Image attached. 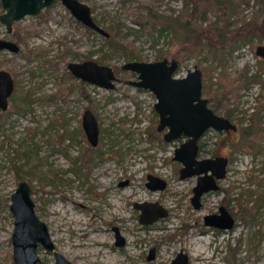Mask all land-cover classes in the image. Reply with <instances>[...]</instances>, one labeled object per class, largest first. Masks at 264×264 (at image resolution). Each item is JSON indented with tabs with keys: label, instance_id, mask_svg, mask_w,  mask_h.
Wrapping results in <instances>:
<instances>
[{
	"label": "rangeland",
	"instance_id": "obj_1",
	"mask_svg": "<svg viewBox=\"0 0 264 264\" xmlns=\"http://www.w3.org/2000/svg\"><path fill=\"white\" fill-rule=\"evenodd\" d=\"M80 1L109 36L78 22L60 0L10 32L0 22V38L19 46L0 51V69L14 81L8 107L0 108V262L13 264L9 194L25 179L56 250L73 264H171L180 251L188 264H264V61L255 54L264 45V0ZM162 58L179 62L177 76L198 67L203 96L237 126L199 140V158L229 159L220 189L204 195L199 209L190 201L196 176L180 179L181 163L172 159L182 140L164 141L154 94L131 85L136 74L121 68ZM84 60L111 66L114 87L74 77L68 63ZM86 108L98 122L96 146L83 134ZM148 174L167 186L150 190ZM136 202H157L168 215L142 224ZM220 205L235 219L222 233L203 224ZM115 226L123 247L114 246ZM96 234L105 243L89 251ZM198 247L206 258H195ZM38 253L54 263L52 253Z\"/></svg>",
	"mask_w": 264,
	"mask_h": 264
},
{
	"label": "water",
	"instance_id": "obj_2",
	"mask_svg": "<svg viewBox=\"0 0 264 264\" xmlns=\"http://www.w3.org/2000/svg\"><path fill=\"white\" fill-rule=\"evenodd\" d=\"M56 0H0V22L10 32L15 21L26 15H38L42 9H49ZM74 18L83 25L105 35L109 33L101 28L93 19L90 7L80 0H60ZM18 45L10 40L0 38V51L17 52ZM255 54L264 61V45L255 49ZM68 70L76 78L85 82L112 89L117 76L114 69L102 65L94 60L69 62ZM179 62L176 59L163 58L155 61H127L121 65L122 69L136 74V80L130 84L154 94L156 101L153 109L158 115L157 129H165V141L184 138L174 149L172 159L181 163L180 178L196 176V183L192 188L191 202L195 208L200 206V196L212 189H216V179L224 177L227 158L222 156L198 158V140L208 129L217 132L235 129V125L226 117L216 114L208 106V99L202 93V74L198 67L187 70L185 75L177 76ZM14 88L13 78L9 72L0 69V108L6 109L8 98ZM83 129L91 145H96L99 127L96 117L90 109L82 115ZM166 181L153 174L147 175L145 185L152 191L162 190ZM140 210V221L149 224L158 218L166 217L168 212L157 202L136 203ZM8 210L12 216L13 264H45L38 253L39 247L47 253H52L54 264H72L63 254L55 250L49 228L39 216L32 196V186L29 181L21 179L9 194ZM205 224L221 228L232 226L233 220L227 211L221 207L220 214L204 217ZM124 238L116 232V244H123ZM153 249L148 256L152 259ZM0 264H2L0 262ZM171 264H188V256L180 251L172 259Z\"/></svg>",
	"mask_w": 264,
	"mask_h": 264
},
{
	"label": "flooded vegetation",
	"instance_id": "obj_3",
	"mask_svg": "<svg viewBox=\"0 0 264 264\" xmlns=\"http://www.w3.org/2000/svg\"><path fill=\"white\" fill-rule=\"evenodd\" d=\"M57 2V0L55 1V3ZM61 2V1H60ZM55 5V4H54ZM53 5V6H54ZM52 6V7H53ZM0 9H1V7H0ZM2 12V11H1ZM72 15V14H71ZM78 21V20H77ZM78 22H80V21H78ZM81 23V22H80ZM82 24V23H81ZM85 26V25H84ZM12 27V26H11ZM87 27V26H86ZM8 32V31H7ZM5 40H8V39H5ZM11 41V40H10ZM14 42V41H13ZM16 43V42H15ZM17 44V43H16ZM18 45V44H17ZM19 47V46H18ZM19 50V49H18ZM163 59V58H162ZM79 62H81V61H79ZM179 68V67H178ZM114 72H115V70H114ZM72 74V73H71ZM115 74H116V72H115ZM13 84H14V81H13ZM115 85V84H114ZM203 88V87H202ZM10 97V96H9ZM9 99V98H8ZM209 101V100H208ZM208 106L209 107H211L210 105H209V102H208ZM7 107H8V104H7ZM212 108V107H211ZM86 109H88V108H86ZM85 109V110H86ZM213 109V108H212ZM84 110V111H85ZM83 111V112H84ZM213 111L215 112V110L213 109ZM216 113V112H215ZM217 114V113H216ZM82 115H83V113H82ZM219 115V114H218ZM95 116V115H94ZM222 116V115H221ZM224 117H226V116H224ZM226 118H228V117H226ZM229 119V118H228ZM230 120V119H229ZM231 121V120H230ZM232 122V121H231ZM233 123V122H232ZM234 125H235V129L233 130V129H229V130H224V131H222V132H226V131H236L237 130V126H236V124L235 123H233ZM81 125H82V128H83V124H82V119H81ZM158 130V129H157ZM208 130H212V129H208ZM83 131H84V129H83ZM159 131V130H158ZM207 131V130H206ZM205 131V132H206ZM159 132H165V129H163V130H161V131H159ZM205 132H204V134H205ZM84 137H85V139L88 141V139H87V136H86V133H85V131H84ZM203 134V135H204ZM202 135V136H203ZM163 136V135H162ZM201 136V137H202ZM164 139V138H163ZM98 140H99V135H98ZM98 140H97V144H98ZM177 140H182L181 142H183L184 141V138H181V139H177ZM200 140V139H199ZM199 140H198V154H199V152L201 151V149H202V145H200V143H199ZM165 141V140H164ZM173 141H175V140H173ZM89 142V141H88ZM166 142H168V141H166ZM170 142H172V141H170ZM96 144V145H97ZM96 145H92V146H96ZM180 145V144H179ZM178 145V146H179ZM177 146V147H178ZM217 156H222V155H217ZM173 157V156H172ZM213 157H216V156H213ZM222 157H226L227 158V164H226V172H225V175H224V177L226 176V173H227V166H228V164H229V159H228V157L227 156H222ZM199 158V157H198ZM175 161V160H174ZM178 162V161H177ZM182 166V165H181ZM181 168V167H180ZM223 177V178H224ZM179 178H180V169H179ZM223 178H221V179H216V185H217V188L216 189H212V190H208V191H206V192H204L201 196H200V198H199V203H200V206L198 207V208H195L194 206H193V204H192V202H191V204H192V206L195 208V209H199V208H201V206H202V198H203V196L204 195H206V194H208V193H212V192H215V191H218L219 189H220V180H222ZM181 179V178H180ZM166 181V180H165ZM167 186V182H166V184H165V187ZM164 187V188H165ZM163 188V189H164ZM193 193V192H192ZM190 201H191V198H190ZM137 203V202H136ZM136 203H134V208L135 209H138L137 207H136ZM113 208H114V205L112 204L111 205ZM221 207H223L226 211H227V213L230 215V217L232 218V220H233V223H232V226L231 227H227V228H221V227H218V226H215V225H207V224H205V219H204V217L206 216V215H211V214H220V208ZM139 210V209H138ZM140 211V210H139ZM168 212V211H167ZM139 215H140V213H139ZM162 218H164V217H162ZM159 219V218H158ZM157 219V220H158ZM156 220V221H157ZM139 221H140V218H139ZM156 221H154V222H156ZM154 222H152V223H154ZM140 223H141V221H140ZM152 223H149V224H152ZM234 223H235V219H234V217L228 212V210L223 206V205H220L219 207H218V210L216 211V212H212V213H208V214H205L204 216H203V224H204V226L205 227H211V228H213V229H215L217 232H223V231H227V230H229V229H232L233 227H234ZM142 224H144V223H142ZM145 225H148V224H145ZM113 230H114V233H115V243H114V246H116V247H123V246H125V244H126V240H125V238H124V242H123V244H116V232L118 231L119 232V229L115 226V227H113ZM120 233V232H119ZM153 249V256H154V248H151L150 249V253H149V255L151 254V250ZM55 250H56V248H55ZM57 251V250H56ZM148 255V256H149ZM148 256H147V259H149L148 258ZM70 261V260H69ZM71 262V261H70ZM188 262H189V260H188ZM72 263V262H71ZM54 264V263H53ZM73 264V263H72Z\"/></svg>",
	"mask_w": 264,
	"mask_h": 264
},
{
	"label": "bare ground",
	"instance_id": "obj_4",
	"mask_svg": "<svg viewBox=\"0 0 264 264\" xmlns=\"http://www.w3.org/2000/svg\"><path fill=\"white\" fill-rule=\"evenodd\" d=\"M80 202V201H78ZM114 205V209L116 212V208L117 205L116 203H112ZM57 210V209H55ZM75 216V215H74ZM105 243V239L103 236L101 235H93V237H91V239L89 240V242L87 243V247H89V251H96L97 249H99L103 244ZM195 258H197L198 256H201V258H206V257H202V255L204 254L205 250H201V248H196L195 249ZM106 252H103V257L105 256ZM203 260V259H202ZM200 263V262H199Z\"/></svg>",
	"mask_w": 264,
	"mask_h": 264
},
{
	"label": "trees",
	"instance_id": "obj_5",
	"mask_svg": "<svg viewBox=\"0 0 264 264\" xmlns=\"http://www.w3.org/2000/svg\"><path fill=\"white\" fill-rule=\"evenodd\" d=\"M214 1L216 2V4H219V3H218L219 0H214ZM196 2H197V0H194V1H193V4H195ZM207 2H209V0H207L206 3H207ZM193 4H192V5H193ZM211 5H212V3H211ZM194 6H195V5H194ZM189 9H190V10H189ZM191 9H192V8H189V7H188V9H187V3H186L183 11H185V14H187V16H188L189 18L193 17V16H192L193 13L191 12L193 9H192V10H191ZM167 21H169V22L172 21V22H173L172 24H175V23L177 24V20H176V19L172 20V19L169 18ZM186 23H187V21H186ZM172 24L170 23V25H172ZM245 28H246V27H245ZM237 30H238V29H237ZM237 33H239V30L237 31ZM228 34H229V33H228ZM234 35H235V32H234V30H233V33L231 32V33H230V36H234ZM208 43L212 44V41L210 42V39H209V40H208ZM208 43H207V44H208ZM210 44H208V46H210Z\"/></svg>",
	"mask_w": 264,
	"mask_h": 264
}]
</instances>
